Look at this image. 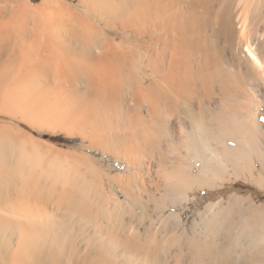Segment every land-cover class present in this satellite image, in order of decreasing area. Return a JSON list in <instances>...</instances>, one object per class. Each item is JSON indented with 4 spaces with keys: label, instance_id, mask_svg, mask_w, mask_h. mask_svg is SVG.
Segmentation results:
<instances>
[{
    "label": "bare ground",
    "instance_id": "1",
    "mask_svg": "<svg viewBox=\"0 0 264 264\" xmlns=\"http://www.w3.org/2000/svg\"><path fill=\"white\" fill-rule=\"evenodd\" d=\"M30 2L0 0V264H264V212L242 196L207 203L192 235L166 213L264 185V0Z\"/></svg>",
    "mask_w": 264,
    "mask_h": 264
},
{
    "label": "rangeland",
    "instance_id": "2",
    "mask_svg": "<svg viewBox=\"0 0 264 264\" xmlns=\"http://www.w3.org/2000/svg\"><path fill=\"white\" fill-rule=\"evenodd\" d=\"M28 1H31V5H35L41 0ZM33 133L36 134V136L46 139L49 142L57 146H61L64 149L81 150L82 152L95 159L96 163L102 169H105L104 171H107L109 175H127L129 173V169L126 168V162L124 160H116L112 155L102 153L101 150L85 147L87 142L84 141L79 134L74 133L73 135H68L65 132H61L58 130L57 132L53 133L47 129L34 130ZM125 168L127 170H125ZM260 186L244 178H239L232 179V181L224 183L223 185L216 188L195 189L193 192L189 193L188 200H186L185 202H181L180 204H175L174 206H172V208L167 210L166 213L172 212L180 214V222L179 224L175 225V230L178 234L186 232L185 234L192 235L194 233L193 226L195 223L200 221V212H205L207 203H209L210 201L217 202L221 200L222 204L224 206H227L230 200L233 201L234 196L232 194L234 193L239 198L242 196L241 199H239L241 203L244 201L242 203L244 207L240 204L242 207L240 206L239 209H253L258 212H261L263 210L261 212L263 213L264 185L261 187ZM231 201L229 203H231ZM238 203L240 202L238 201ZM238 203L237 205L239 206ZM238 206H236L235 209H238ZM235 220H238V218H235Z\"/></svg>",
    "mask_w": 264,
    "mask_h": 264
}]
</instances>
